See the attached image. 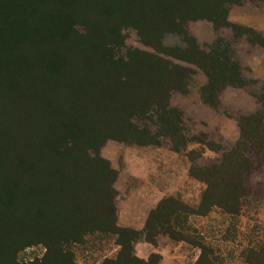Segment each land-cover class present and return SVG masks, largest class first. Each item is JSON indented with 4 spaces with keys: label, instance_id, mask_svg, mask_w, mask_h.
Returning <instances> with one entry per match:
<instances>
[{
    "label": "trees",
    "instance_id": "obj_1",
    "mask_svg": "<svg viewBox=\"0 0 264 264\" xmlns=\"http://www.w3.org/2000/svg\"><path fill=\"white\" fill-rule=\"evenodd\" d=\"M241 2L0 0V208L9 201L29 203L52 224L70 215L68 226L79 228L82 238L96 233L111 237L119 250L101 264H157L158 255L148 262L140 259L136 244L156 247L162 234L186 241L180 231L189 212L167 198L150 212L141 231L120 227L114 188L118 172L100 149L110 139L158 146L161 136L170 139L175 152L189 153L193 140L182 133V115L172 107L171 95H190L198 70L206 78L199 87L205 105L218 109L221 94L235 88L250 92L262 106L235 116L240 136L219 164L190 170L207 187L202 206L235 213L248 193L245 178L254 166L250 155L264 151V84L257 89V82L245 76L235 48V40L243 38L264 48V34L230 22L232 7ZM199 20L210 21L217 31L230 30L233 40L219 35L202 47L185 25ZM130 31L154 53L127 48L125 32ZM169 36L177 42L168 43ZM153 117L156 134L135 123ZM205 146L221 150L211 142ZM85 149L95 156L88 152L85 159ZM96 161L105 164L109 179L101 180V192L94 195ZM218 188L223 198L216 195ZM57 237L47 238L48 252L64 260L69 256L65 245L73 239ZM201 249L197 264L205 254Z\"/></svg>",
    "mask_w": 264,
    "mask_h": 264
},
{
    "label": "rangeland",
    "instance_id": "obj_2",
    "mask_svg": "<svg viewBox=\"0 0 264 264\" xmlns=\"http://www.w3.org/2000/svg\"><path fill=\"white\" fill-rule=\"evenodd\" d=\"M229 20L264 34V1L242 0L240 5L232 7ZM185 25L204 48L219 35L233 40L230 30L222 28L217 31L207 20L188 21ZM125 36L127 48L154 53L141 43L135 31L125 32ZM167 42L176 43L177 40L175 36H169ZM235 48L245 76L257 82V89L261 88L264 84V48L251 46L244 38L235 40ZM196 71V82L190 95L178 92L171 95L172 107L182 115V133L188 140H193L187 147L189 153L175 152L170 139L161 136L158 146L126 145L110 139L101 147V157L118 172L114 184L118 225L122 226L119 217L121 207L127 211L123 221L139 222L162 200L170 198L173 199L171 204L177 203L178 208L189 212L182 219L184 229L180 231L186 241L162 234L156 239V248L172 249L178 254L177 264H197L203 254L201 247L205 248L206 254L202 264H264V151L251 153L254 166L245 178L248 193L232 214L219 208L211 211L209 205L202 206L207 187L190 174L192 167L203 169L219 164L221 155L230 151L239 139L240 129L235 116L256 113L262 110V106L250 92L235 88H228L221 94L218 109L205 105L200 98L199 87L206 78ZM135 123L141 128L147 127L152 134L158 132L154 117L152 120H136ZM208 142L220 146L221 150L208 151L205 146ZM88 152L90 158L95 156L94 152L85 149V159ZM191 152L195 154L190 155ZM92 167L93 193L96 195V192H101V180L109 178L103 174L104 163L96 161ZM215 193L223 198L219 188ZM37 210L29 203L10 201L0 208V264H68L69 259L75 264H101L106 257L116 256L119 248L111 237L96 233L82 238L79 228L68 226L70 215L65 214L60 223L52 224L43 214L36 213ZM50 225L54 230L49 231ZM42 232L44 235L41 236ZM54 235L60 236L58 241L67 236L73 239L65 245L69 256L64 260L54 251L48 252L47 238ZM79 237L80 241L76 242Z\"/></svg>",
    "mask_w": 264,
    "mask_h": 264
},
{
    "label": "crops",
    "instance_id": "obj_3",
    "mask_svg": "<svg viewBox=\"0 0 264 264\" xmlns=\"http://www.w3.org/2000/svg\"><path fill=\"white\" fill-rule=\"evenodd\" d=\"M126 213L127 211L125 210V208L121 207L119 217H120V222H121L120 225L122 226L120 227L130 228V229H134L137 231H141L142 229L145 228L150 212L148 214H145L142 220L139 219V222L123 221V218L126 215ZM135 251H136V255L140 259L147 261V262L150 260V258L153 255H158L159 259L157 260V264H177L176 261L178 258V254L174 253L173 250L168 247L156 248L146 241H140L136 244Z\"/></svg>",
    "mask_w": 264,
    "mask_h": 264
}]
</instances>
